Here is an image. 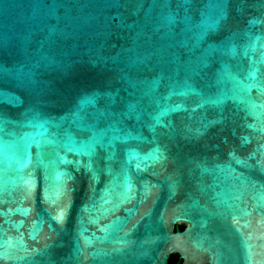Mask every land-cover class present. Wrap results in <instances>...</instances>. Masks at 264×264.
I'll return each instance as SVG.
<instances>
[{
    "label": "water",
    "instance_id": "1",
    "mask_svg": "<svg viewBox=\"0 0 264 264\" xmlns=\"http://www.w3.org/2000/svg\"><path fill=\"white\" fill-rule=\"evenodd\" d=\"M172 254L264 264V0H0V264Z\"/></svg>",
    "mask_w": 264,
    "mask_h": 264
},
{
    "label": "flooded vegetation",
    "instance_id": "2",
    "mask_svg": "<svg viewBox=\"0 0 264 264\" xmlns=\"http://www.w3.org/2000/svg\"><path fill=\"white\" fill-rule=\"evenodd\" d=\"M182 262H183V259L180 257L179 254H175L174 256H171L169 260V264H181Z\"/></svg>",
    "mask_w": 264,
    "mask_h": 264
},
{
    "label": "snow or ice",
    "instance_id": "3",
    "mask_svg": "<svg viewBox=\"0 0 264 264\" xmlns=\"http://www.w3.org/2000/svg\"><path fill=\"white\" fill-rule=\"evenodd\" d=\"M59 218H60V219H62V218H63L62 214H61V216H60Z\"/></svg>",
    "mask_w": 264,
    "mask_h": 264
},
{
    "label": "rangeland",
    "instance_id": "4",
    "mask_svg": "<svg viewBox=\"0 0 264 264\" xmlns=\"http://www.w3.org/2000/svg\"><path fill=\"white\" fill-rule=\"evenodd\" d=\"M182 225H184V224H182ZM175 254H172L171 256H174Z\"/></svg>",
    "mask_w": 264,
    "mask_h": 264
},
{
    "label": "trees",
    "instance_id": "5",
    "mask_svg": "<svg viewBox=\"0 0 264 264\" xmlns=\"http://www.w3.org/2000/svg\"><path fill=\"white\" fill-rule=\"evenodd\" d=\"M181 227H183V225L181 224Z\"/></svg>",
    "mask_w": 264,
    "mask_h": 264
}]
</instances>
